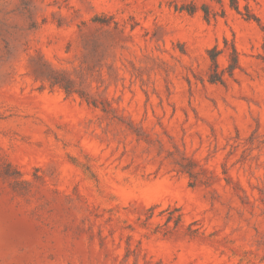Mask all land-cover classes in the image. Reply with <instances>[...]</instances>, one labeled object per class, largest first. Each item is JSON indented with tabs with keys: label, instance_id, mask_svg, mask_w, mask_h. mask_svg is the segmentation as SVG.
Returning <instances> with one entry per match:
<instances>
[{
	"label": "rangeland",
	"instance_id": "1",
	"mask_svg": "<svg viewBox=\"0 0 264 264\" xmlns=\"http://www.w3.org/2000/svg\"><path fill=\"white\" fill-rule=\"evenodd\" d=\"M0 264H264V0H0Z\"/></svg>",
	"mask_w": 264,
	"mask_h": 264
},
{
	"label": "trees",
	"instance_id": "2",
	"mask_svg": "<svg viewBox=\"0 0 264 264\" xmlns=\"http://www.w3.org/2000/svg\"><path fill=\"white\" fill-rule=\"evenodd\" d=\"M220 53V50H218L216 47L210 50V55L212 58V62H213V66L214 67H218V54ZM239 58H238V52L236 51V49L234 48V63L230 64V69H233L237 64H238ZM219 78H217L216 76H214V78H211L212 81H217Z\"/></svg>",
	"mask_w": 264,
	"mask_h": 264
}]
</instances>
